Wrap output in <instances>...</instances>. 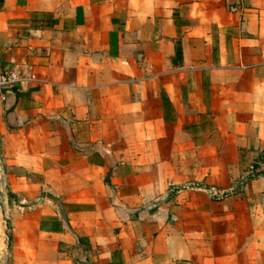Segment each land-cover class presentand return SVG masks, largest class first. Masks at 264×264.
I'll return each instance as SVG.
<instances>
[{
  "label": "crops",
  "instance_id": "crops-1",
  "mask_svg": "<svg viewBox=\"0 0 264 264\" xmlns=\"http://www.w3.org/2000/svg\"><path fill=\"white\" fill-rule=\"evenodd\" d=\"M14 67L5 264H264V0H0Z\"/></svg>",
  "mask_w": 264,
  "mask_h": 264
},
{
  "label": "built area",
  "instance_id": "built-area-1",
  "mask_svg": "<svg viewBox=\"0 0 264 264\" xmlns=\"http://www.w3.org/2000/svg\"><path fill=\"white\" fill-rule=\"evenodd\" d=\"M33 80H34L33 75L31 74L24 75V72L21 71L20 69H17L16 67L0 72V95L8 93L16 85H21L27 81H33ZM252 166L253 165H250L243 171V173L241 174L240 180L236 185H239L241 187L245 182L251 180L252 178L256 176L253 173ZM191 189L194 191L206 192L213 198H222L224 194L226 193V192L225 193L221 192L214 188H203V187H198V186L191 187Z\"/></svg>",
  "mask_w": 264,
  "mask_h": 264
},
{
  "label": "water",
  "instance_id": "water-1",
  "mask_svg": "<svg viewBox=\"0 0 264 264\" xmlns=\"http://www.w3.org/2000/svg\"><path fill=\"white\" fill-rule=\"evenodd\" d=\"M0 214L1 217L3 218V222H4V236L6 239V243H5V253L7 254L8 251V247H9V236H8V220L5 216V201H4V194H3V181H2V176H1V167H0ZM6 260V259H5ZM4 262H0V264L5 263Z\"/></svg>",
  "mask_w": 264,
  "mask_h": 264
},
{
  "label": "trees",
  "instance_id": "trees-1",
  "mask_svg": "<svg viewBox=\"0 0 264 264\" xmlns=\"http://www.w3.org/2000/svg\"><path fill=\"white\" fill-rule=\"evenodd\" d=\"M252 168H253V173H254L255 175H257L258 173L261 172V170H259V169L257 168L256 165H253ZM240 188H241V187H240L239 185H236V186H235L233 189H231L229 192H226V193L224 194L223 197L239 192Z\"/></svg>",
  "mask_w": 264,
  "mask_h": 264
},
{
  "label": "rangeland",
  "instance_id": "rangeland-1",
  "mask_svg": "<svg viewBox=\"0 0 264 264\" xmlns=\"http://www.w3.org/2000/svg\"><path fill=\"white\" fill-rule=\"evenodd\" d=\"M0 223H1V225L4 224L1 216H0ZM5 243H6L5 236L3 235V233H0V247L4 249V257H3L2 262H4V260L6 259ZM5 262H6V260H5ZM3 264H5V263H3Z\"/></svg>",
  "mask_w": 264,
  "mask_h": 264
}]
</instances>
